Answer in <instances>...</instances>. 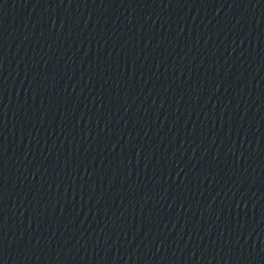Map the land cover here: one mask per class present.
<instances>
[{
	"label": "water",
	"instance_id": "1",
	"mask_svg": "<svg viewBox=\"0 0 264 264\" xmlns=\"http://www.w3.org/2000/svg\"><path fill=\"white\" fill-rule=\"evenodd\" d=\"M0 264H264V0H0Z\"/></svg>",
	"mask_w": 264,
	"mask_h": 264
}]
</instances>
